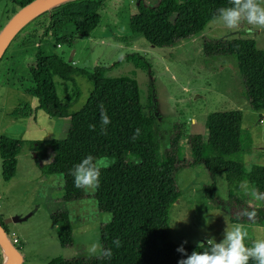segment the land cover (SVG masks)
<instances>
[{
    "label": "trees",
    "instance_id": "obj_1",
    "mask_svg": "<svg viewBox=\"0 0 264 264\" xmlns=\"http://www.w3.org/2000/svg\"><path fill=\"white\" fill-rule=\"evenodd\" d=\"M8 1L18 8L31 0ZM105 3L106 0H68L40 13L13 36L0 57L1 62L11 43L17 49L33 44L25 93L36 99L37 109L47 116L69 120L66 137L49 141L54 152L52 160L38 165L40 174L62 178V201L84 198V189L74 186L71 175L74 165L88 155L94 160H113L100 169L99 187L92 194L96 210L110 215V221L99 227V243L102 248L111 249V258L52 259L47 264H178L184 254L176 251L179 245L170 240L169 229V210L179 197L175 177L181 169L197 165L208 173L209 183L203 192L210 203L214 204L216 177L222 175L227 198L235 206L230 223L264 227V199H259V205H247L233 191L239 184L248 183L253 192L264 193V166H252L247 171L241 162L234 160L250 146V138L241 128L239 111L210 113L204 135L194 134L187 139L189 160L178 161L174 148L158 153L157 121L144 112L133 73L106 77V67L96 65L93 72L77 69L45 47L49 38L56 45H69L67 37L59 36L68 24L75 36L87 38L97 25L99 11ZM231 6L229 0H157L155 6L139 1L136 13L128 19V29L151 46L167 47L201 33L208 22L218 18V9ZM203 48L206 56L235 57L249 106L255 111H264V50L257 49L247 39L205 40ZM122 60L137 67L141 63L137 54L126 55ZM76 74L84 75L92 88L84 105L70 113L56 94L53 77L72 82ZM101 104L110 117L106 134L101 131ZM32 112L24 105L14 108L10 115L30 117ZM89 125L95 128L90 129ZM136 129H140V134L132 140ZM180 137L181 133L176 134L172 140ZM20 149V140L0 136L3 181L14 176ZM244 209L255 210L257 215L249 219L242 215ZM116 238L122 242L119 248L113 244ZM57 240L61 248L71 245L69 221L58 226ZM184 247L191 254L194 250H208L210 244ZM249 264L255 261L250 259Z\"/></svg>",
    "mask_w": 264,
    "mask_h": 264
},
{
    "label": "rangeland",
    "instance_id": "obj_2",
    "mask_svg": "<svg viewBox=\"0 0 264 264\" xmlns=\"http://www.w3.org/2000/svg\"><path fill=\"white\" fill-rule=\"evenodd\" d=\"M139 1L150 6L157 3V0H106L99 11V21L87 38L75 36L68 24L59 36L67 37L69 45H56L49 38L45 47L66 63L73 61L71 65L77 69L93 72L96 65L106 67V77L133 73L139 102L144 112L157 121L159 154L174 148L178 161L189 160L187 139L194 134L204 135L207 116L237 110L250 146L234 160L241 162L247 171L252 166H264V111L249 106L235 57L206 56L203 48L205 40L247 39L264 50V29L250 32L245 23L230 30L216 18L197 35L171 46L154 47L128 29V19L136 13ZM259 2L264 5V0ZM17 9L8 0H0V29ZM12 44L0 62V80L4 82H0V136L20 140L21 149L16 157V172L9 181L2 180L0 168V217L10 215L20 220L5 224L6 232L16 238L14 245L23 256L20 264L98 257L89 255L88 248L99 243V227L110 221V215L96 210L93 191L84 190L81 200L64 202L60 176H51L50 186L38 179L41 175L38 165L49 163L54 156L49 141L66 137L69 120L47 116L37 109L36 99L25 93L29 83L27 67L32 64L35 47L28 44L17 49ZM129 54L140 57L138 67L122 60ZM53 83L58 98L70 113L84 105L92 88L82 74L74 75L72 82L55 76ZM24 105L33 111L30 117L10 115L14 108ZM179 133L180 139L172 140ZM37 143L39 147L35 149ZM112 162L108 158L95 159L100 169ZM208 183V173L201 165L177 173L179 197L169 210L170 240L178 245L186 240L184 246L211 244L223 239L226 228L231 230L237 225L247 232L246 246L264 239L262 226L230 223L235 206L227 198L222 175L215 180L214 204L204 196L203 189ZM233 191L247 205L261 204L248 183L239 184ZM63 221H69L72 227V243L66 248H61L57 240V227ZM2 256L0 249V261Z\"/></svg>",
    "mask_w": 264,
    "mask_h": 264
},
{
    "label": "clouds",
    "instance_id": "obj_3",
    "mask_svg": "<svg viewBox=\"0 0 264 264\" xmlns=\"http://www.w3.org/2000/svg\"><path fill=\"white\" fill-rule=\"evenodd\" d=\"M229 2L231 7L217 10L218 19L227 29H237L245 23L250 26V32L254 29H264V5H261L259 0H229ZM99 107L101 109V131L106 134L110 117L103 104ZM89 127L94 129L95 125H89ZM139 134L140 129H136L131 139H137ZM71 175L76 188L95 191L99 187L100 167L91 155L74 165ZM253 195L256 199H264V193L254 192ZM242 215L253 219L257 213L255 210L244 209ZM246 236L247 232L239 225L231 230L226 228L222 240L219 242L215 240L206 251L194 250L191 254H188L184 247L187 243L185 240L176 249L177 252L184 254V258L179 259L178 264H249L250 259L255 261V264H264V239L256 240L251 247H248L244 243ZM121 243L119 238L113 240L117 248L121 246ZM88 253L107 259L112 256L111 249L102 248L98 242L89 246Z\"/></svg>",
    "mask_w": 264,
    "mask_h": 264
},
{
    "label": "water",
    "instance_id": "obj_4",
    "mask_svg": "<svg viewBox=\"0 0 264 264\" xmlns=\"http://www.w3.org/2000/svg\"><path fill=\"white\" fill-rule=\"evenodd\" d=\"M68 0H31L28 3L18 7L11 17L0 29V57L5 48L13 38V36L31 19L44 11ZM19 218L10 217L0 221V249L3 257L6 255L7 261L5 264H20L22 262L21 255L15 245L11 242L10 236L7 234L1 223L4 225L9 222L19 221Z\"/></svg>",
    "mask_w": 264,
    "mask_h": 264
},
{
    "label": "crops",
    "instance_id": "obj_5",
    "mask_svg": "<svg viewBox=\"0 0 264 264\" xmlns=\"http://www.w3.org/2000/svg\"><path fill=\"white\" fill-rule=\"evenodd\" d=\"M72 62H73V61H71V63H72ZM71 63H70V64H71ZM38 147H39V143L36 144L35 149L38 148ZM35 155L38 156L39 154H37V152L35 151ZM37 156H36V157H37ZM16 165H17V164H16ZM38 171H39V169H38ZM15 172H16V171H15ZM39 173H40V172H39ZM39 175H40V174H39ZM36 176H38V175H36ZM50 177H51V176H49V178H47V180H46V179H44V178H46V176L41 174V175L39 176L38 179H40V178L43 179V181H45V183H47V184L50 186V184L52 183V180H51ZM41 179H40V180H41ZM2 218H3V219H5V218H10V215L4 216V217H2ZM57 228H58V227H57ZM19 253H20V255H21V258L23 259V256H22V254H21L20 251H19ZM0 264H5V259H4L3 256H2V259H1V261H0Z\"/></svg>",
    "mask_w": 264,
    "mask_h": 264
},
{
    "label": "built area",
    "instance_id": "obj_6",
    "mask_svg": "<svg viewBox=\"0 0 264 264\" xmlns=\"http://www.w3.org/2000/svg\"><path fill=\"white\" fill-rule=\"evenodd\" d=\"M10 240H11V242H12L13 244L16 243V238H15L14 236H12V235H10Z\"/></svg>",
    "mask_w": 264,
    "mask_h": 264
},
{
    "label": "bare ground",
    "instance_id": "obj_7",
    "mask_svg": "<svg viewBox=\"0 0 264 264\" xmlns=\"http://www.w3.org/2000/svg\"><path fill=\"white\" fill-rule=\"evenodd\" d=\"M62 1V0H61ZM4 259H5V262L7 261V258H6V255L4 254Z\"/></svg>",
    "mask_w": 264,
    "mask_h": 264
}]
</instances>
